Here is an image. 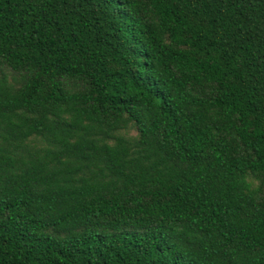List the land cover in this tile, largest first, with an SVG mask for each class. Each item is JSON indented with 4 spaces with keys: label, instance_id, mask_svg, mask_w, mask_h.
Returning <instances> with one entry per match:
<instances>
[{
    "label": "trees",
    "instance_id": "1",
    "mask_svg": "<svg viewBox=\"0 0 264 264\" xmlns=\"http://www.w3.org/2000/svg\"><path fill=\"white\" fill-rule=\"evenodd\" d=\"M0 264H264V0H0Z\"/></svg>",
    "mask_w": 264,
    "mask_h": 264
}]
</instances>
